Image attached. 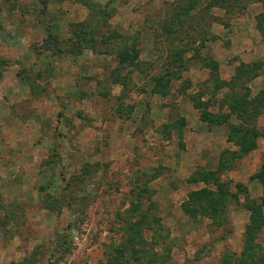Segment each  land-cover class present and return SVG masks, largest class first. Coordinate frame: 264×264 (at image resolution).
<instances>
[{
    "label": "rangeland",
    "instance_id": "374dc122",
    "mask_svg": "<svg viewBox=\"0 0 264 264\" xmlns=\"http://www.w3.org/2000/svg\"><path fill=\"white\" fill-rule=\"evenodd\" d=\"M179 1L91 0L89 8L76 0H0V264H221L225 253L241 252L246 198L262 195L251 176L264 165V112L256 149L220 175L231 194L236 184L245 193L225 197L217 221L190 217L182 204L205 185L188 178L214 170L221 152L236 147L226 141L228 125L202 123L188 97L210 98L219 109L226 91L208 90L215 85L203 64L190 63L165 96L150 92L180 37L174 28L164 32ZM240 12L204 14L202 4L181 24L182 33L208 26L217 37L204 55L217 62L221 81L240 63L264 65L255 27L264 0ZM81 23L97 28V49L76 55ZM122 52L137 56L139 69L120 64ZM250 88H264V77ZM179 118L187 122L181 141L164 133ZM141 215L140 235L129 234L127 223ZM121 246L128 253L120 255ZM255 251L264 255V231L255 234Z\"/></svg>",
    "mask_w": 264,
    "mask_h": 264
},
{
    "label": "trees",
    "instance_id": "16d2710c",
    "mask_svg": "<svg viewBox=\"0 0 264 264\" xmlns=\"http://www.w3.org/2000/svg\"><path fill=\"white\" fill-rule=\"evenodd\" d=\"M76 1L89 8L92 6L91 0ZM258 1L261 0H188L186 3L180 0L173 8L174 14L171 16H174V18L170 19V15L168 16L169 22L166 23L167 28L164 29L165 33H172L174 28L176 34H179L180 37L176 42H170V44L173 43V46L170 48V60L163 66L164 73L150 78L152 82L150 92L165 96L169 93L171 81L176 80V76L186 71L192 64H203L209 68V79L215 85L213 88L207 87L208 90L211 91L212 89V93L215 91L216 93L222 90L226 91L221 100L218 101L219 109L217 112L212 111L210 98L203 99L204 96L202 97V95L198 94H189L188 97L201 122L208 126L228 125L226 141L236 147V150L225 149L221 152L214 170L196 171L188 178L187 181L189 183L202 182L205 185L204 188L190 192L186 202L182 204L183 211L193 218L205 215L212 221H217L225 212V197L232 196L237 199L238 193H245L243 186L236 184L237 193L231 194L229 184L222 182L220 175L225 170L232 169L235 162L255 150L257 139L262 137L257 121L264 112V88L255 93L251 90L250 84L257 77H264V65L263 63H240L235 67L234 75L229 80H219L217 62L211 56L204 55L207 43L215 41L217 37L211 34L208 26H202L196 36H194L195 34H190V29L183 30L184 32L182 33V25H186L183 24L185 23L184 18L187 17L193 20L194 14L192 13L195 9H199L202 4H204V14H207V11L214 7L226 9L227 12L231 11V13H241V9H245L248 4ZM113 5L109 6L111 10H113ZM181 16H183L182 22ZM200 17L203 18V16ZM109 18L110 14L104 11L101 17L102 21L106 23ZM189 23L188 28L193 25L192 22ZM94 27L85 26L83 23L75 25L73 31L75 46L73 45L71 48V53L80 55L83 50L89 47L96 48L97 40L93 37V34L97 28ZM255 27L264 42V12L257 15ZM173 47H175V50H173ZM187 53H191L189 58ZM117 56L120 64L128 63L132 70L139 69L138 61H136L137 56L136 60L134 57L131 58L126 52H122ZM4 66L5 62L0 60V78L2 77ZM189 85V82L185 84V88H188ZM183 89L182 92L184 91ZM233 118L236 119V123L230 122ZM186 123L185 118L172 121L167 125L168 129L164 133L170 136L171 132H175L177 138L181 141ZM251 179L257 180L261 184L262 195L259 200L246 198L244 206L250 212V216L249 223L244 231L242 250L239 254L232 253L229 255L225 253L221 264H264V255H259L255 251V234L264 231V165L251 176ZM211 186L215 189L208 188ZM133 208H138V204H133ZM140 217L143 219L142 221L127 223L130 228L127 230L129 234L137 233V236L140 235L138 229L143 225L144 218H147L143 215ZM56 239L55 244L60 245V241H58V238ZM123 246H121L122 249L118 250L120 255L128 253L127 247L124 248ZM128 246L134 253L132 257L135 261H139V255H137L139 252L133 248L131 241H128ZM124 259L125 261L127 260L126 258ZM58 261L55 260V262Z\"/></svg>",
    "mask_w": 264,
    "mask_h": 264
},
{
    "label": "crops",
    "instance_id": "0c3cea01",
    "mask_svg": "<svg viewBox=\"0 0 264 264\" xmlns=\"http://www.w3.org/2000/svg\"><path fill=\"white\" fill-rule=\"evenodd\" d=\"M199 118V117H198ZM203 123V122H202Z\"/></svg>",
    "mask_w": 264,
    "mask_h": 264
}]
</instances>
